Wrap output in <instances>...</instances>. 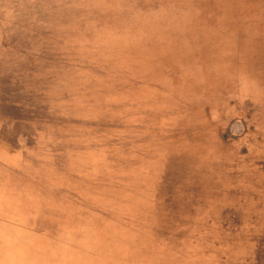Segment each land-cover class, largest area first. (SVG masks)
<instances>
[{
    "label": "rangeland",
    "instance_id": "374dc122",
    "mask_svg": "<svg viewBox=\"0 0 264 264\" xmlns=\"http://www.w3.org/2000/svg\"><path fill=\"white\" fill-rule=\"evenodd\" d=\"M263 9L0 0V134L27 145L43 175L0 170V264H105L90 251L109 256L113 216L136 229L144 212L163 230L159 257L139 259L129 234L113 264H264V101L241 99L264 96V33L248 30L264 27ZM42 195L48 218L36 213ZM63 213L111 219L97 232ZM32 214L45 238L12 225ZM196 228L216 245L192 246Z\"/></svg>",
    "mask_w": 264,
    "mask_h": 264
},
{
    "label": "trees",
    "instance_id": "16d2710c",
    "mask_svg": "<svg viewBox=\"0 0 264 264\" xmlns=\"http://www.w3.org/2000/svg\"><path fill=\"white\" fill-rule=\"evenodd\" d=\"M247 97L248 98L243 97L244 100L250 101L251 96H247ZM260 102H262V100ZM170 142H171V140L168 142L166 140H163L162 145H155V149L157 150L158 148H163V149L168 148L167 146L169 145ZM198 146H200V149L198 148L197 150H194L192 153V156H194L198 159L201 158V160H202L201 163L203 164L207 158H211V157H208L209 155L207 154V150H206V148H204V145L200 144ZM63 186L64 185L62 184L59 187V189H62ZM43 197L44 196L42 195V196L36 198L37 199V208H36L37 211L36 210H34V211H36V213L39 211L43 216H47V218H48L50 216V214L44 212V209L47 208V204H46V200ZM129 198H130V193H129ZM77 204L79 205L80 202L78 201L77 203H74L75 206ZM61 215L71 216V217L74 216V217L78 218L79 220H83L84 221L83 224H93L95 226V228L97 225L98 232H102V230H104V229L100 228L99 222L100 221H106V220L109 221V219H111V218H109V215H107V216L103 215L104 218L101 219V215L98 213H96V214H93V213H87V214H83V213L67 214V213H65L64 214L63 213V214H58L57 216H61ZM126 219H128L127 215L116 214L115 216H113V220H112L113 222L111 224H109V226L107 225V229L112 230L111 226L113 224L114 244L112 246V243H111L112 248L108 252L109 256H106L103 259V262H105L106 264H113V260H112L113 254L114 253L115 254L120 253V250L123 247V243L127 240V235H129V234H130V238H131L132 243L134 244V246H136V247H133L134 249H132V252L139 251V253L137 254L139 259L146 261V260H149V258L152 256L158 258L159 257L158 254H160V253H159V250L157 251L155 248H153V246H154L153 238L156 237L157 234H161V233L164 234V233H163V230H160L162 228H160L159 225L156 224V220L151 221L152 224H151V227L149 230L143 224V221L147 219L145 212L139 216L138 220L134 221V222L139 221L138 225L134 224V228H136V229H133L131 224H129L130 220H126ZM37 223L39 224V226H42L44 223V219H42V218L38 219ZM126 223H128V224H126ZM126 225H127V227H126ZM194 228H195V226H192L190 223H188L187 230L194 229ZM107 229H106V232H107ZM215 236L216 235L213 233V231L210 232V231L204 230V229H200V230L197 229V232H196L195 236L193 237L196 240V243H193L192 246L196 247L197 249H204V248L209 249V248L213 247L214 245H216V242L213 239V238H216ZM102 237H104V236L101 234L100 239ZM210 239H213V240H210ZM139 243H142V247H141V244H139ZM121 253H122V251H121ZM121 253L119 255H122ZM95 256L96 255H93V257H95ZM134 258H135V256L133 257V259ZM138 258L136 257V259H138ZM94 260H97V259L95 258ZM123 260H125V259H123ZM100 261H101V258H100ZM252 263H254V262H252ZM254 264H256V263H254Z\"/></svg>",
    "mask_w": 264,
    "mask_h": 264
},
{
    "label": "crops",
    "instance_id": "0c3cea01",
    "mask_svg": "<svg viewBox=\"0 0 264 264\" xmlns=\"http://www.w3.org/2000/svg\"><path fill=\"white\" fill-rule=\"evenodd\" d=\"M253 28L259 29V31L261 30L264 33V27L262 29H260L258 25H257V28L252 25V26L248 27V30L251 31V29H253ZM255 75H256V73H255ZM238 82H239V77H237V83ZM224 83L225 82H223V79L221 78V81L218 85L219 93L220 92L223 93L226 91ZM236 93H238V92H236ZM242 98L243 97H241V99ZM246 98H248V97H246ZM251 100L253 101V103H255L257 100L258 101H261V100L264 101V96L261 94H260V96L259 95H257V96L251 95ZM10 141L11 140H9L8 138H5L2 134H0V170L2 169L3 171H6L7 173H9L8 171L21 173L24 175V177L26 179H29L30 181H31L32 176H34V177L36 176L37 178L41 179L39 175H41V176H43V175L41 174L39 169L36 168V165H37L36 162H34L33 159L31 160L29 157V153H31V152L25 151V149L29 148V147L27 145H25L22 141H18V143L16 144L17 147H15V145L13 143H11ZM32 146H34V145H32ZM34 148H36V147H34ZM34 148H32V150H31L32 153H35L36 149H34ZM16 168H18V169H16ZM49 173H50V171H49ZM41 180H43V179H41ZM41 186L47 188L46 185H41ZM33 200H35V198H33ZM32 215H33V219L28 218V219L21 220L18 217L15 219H11V220L15 221L12 225L18 227L20 230H25L26 233H28V234L32 233V234L36 235V237L45 238L47 236V235H45V234H47L46 233L47 229H45L43 226L37 227V225H35V221L36 222L38 221V219L36 218L37 215H35V214H32ZM7 220H10V219H7ZM77 221L79 222V224L84 223L83 220H77ZM97 232H98V230H97ZM99 242H100V237H99ZM90 255L92 256V258H94L93 255H97V260L93 259L91 262H95V261L99 262L100 261L101 257H100V254L98 252L90 251ZM103 258H105V256ZM100 263H105V262H103V260H101ZM30 264H32V263H30Z\"/></svg>",
    "mask_w": 264,
    "mask_h": 264
}]
</instances>
